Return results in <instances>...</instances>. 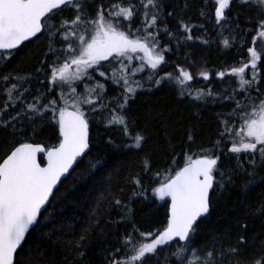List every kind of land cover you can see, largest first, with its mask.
<instances>
[{
  "label": "snow or ice",
  "instance_id": "obj_1",
  "mask_svg": "<svg viewBox=\"0 0 264 264\" xmlns=\"http://www.w3.org/2000/svg\"><path fill=\"white\" fill-rule=\"evenodd\" d=\"M233 4L254 13L240 37L241 48L249 36L251 45L239 66L216 73L221 81L226 76L235 78L232 91L214 93L212 89L185 92L194 77L179 64L178 76L161 74L173 51L168 46L172 41L201 39L193 35L196 26L177 16V6L165 0H0V65L6 66L26 44L46 41V50L31 71L0 72V264H55L46 249L30 244V229L47 219L44 213L61 178L91 151L93 124L116 129L131 142L124 147L142 149L147 138L129 119L130 102L138 92H151L173 81L180 86L181 97L204 103L219 99L233 107L224 114L210 148L186 155L182 167L156 173L158 186L151 190L164 201L162 226L142 228L133 220L132 209L109 189L96 201L79 234L69 225L55 239L52 231L43 235L63 257L59 264H91L85 258L89 238L101 225L107 198L110 207L124 212L122 219L131 224V230L105 249L102 264H161V253L173 246L171 264H264V238H249L246 221L237 220L235 234L226 230L210 236L203 246L194 242L201 218L209 213L211 191L223 187L226 174L220 171L219 161L224 147L250 183L258 170H264V0H212L214 27L221 32L233 22L228 15ZM189 6L185 0L180 11ZM199 14L212 18L210 12ZM169 18L176 21V31L169 28ZM161 33L169 38L165 44ZM220 44L232 48L236 38H223ZM134 61L138 62L135 67ZM140 73L146 76L136 79ZM199 75L210 79L207 71ZM33 81L39 87L33 88ZM110 85H116L111 96ZM49 127L55 132L51 143L41 138ZM186 136L190 144L195 143L191 129ZM106 143L115 146L111 136ZM143 167L151 171L150 157H145ZM130 181L146 190L139 177ZM249 214L264 216V201ZM163 264H169L167 257Z\"/></svg>",
  "mask_w": 264,
  "mask_h": 264
},
{
  "label": "trees",
  "instance_id": "obj_2",
  "mask_svg": "<svg viewBox=\"0 0 264 264\" xmlns=\"http://www.w3.org/2000/svg\"><path fill=\"white\" fill-rule=\"evenodd\" d=\"M177 6L176 14L195 25L193 35L201 39L183 41L177 44L172 41L170 46L173 51L168 53V63L162 66L161 72L172 73L174 77L179 75L176 65L192 72L209 71L215 73L224 68L239 66V62L246 59V47L251 45V37H247L248 43L244 48L240 47V37L244 35V29L249 27L246 20L254 15L252 12L241 11L233 4L228 12L233 17V22L228 29L218 30L214 27V8H211L212 0H189V7L183 12L185 0H165ZM169 7L167 11H171ZM211 13V19L200 16V11ZM67 15V13H66ZM238 19H235L236 16ZM204 24V28L199 25ZM239 24V27L236 25ZM169 28L176 31V21L169 18ZM222 33V35H219ZM235 37L236 45L225 48L219 43L220 37ZM168 37L160 34L162 44L168 41ZM207 39L209 43L201 41ZM59 47V45H57ZM46 50V41L39 40L28 43L19 52L11 57L6 66L0 65V72L7 73L13 70L31 71L38 63V58ZM138 75L136 79H139ZM232 78V77H230ZM215 83V81H213ZM235 81L222 85L220 91L231 92L235 87ZM2 86V85H0ZM33 88L39 87L36 81L32 82ZM201 88V87H200ZM216 87H214L215 89ZM226 88V89H224ZM204 89V88H203ZM116 85L108 88L109 96L115 94ZM192 91L190 84L185 92ZM237 99H242L237 97ZM131 103L129 119L136 121V129L142 130L146 136V142L142 149L124 147V143H131L116 129H105L103 124L95 122L91 128V151L83 156L71 169L70 174L64 177L55 189V196L43 219V224L30 229L29 242L33 246L41 245L42 250H47L55 264H59L62 256L54 251V245L43 233L53 232V239L61 234L67 226L79 234L81 228L88 223L92 209L102 193L110 189L111 195L120 198L122 202L132 209L133 220L142 228L161 227L165 221L164 201L157 199L152 187L158 186L157 172H166L170 166L182 167L186 155L199 152L201 148H210L217 140L222 127L221 121L225 119L233 104L228 101L217 100L213 103L193 101L187 95L181 97L180 86L173 82H165L151 92H138ZM151 113V117L148 113ZM163 116V119L160 116ZM191 129L195 134V143L190 144L186 132ZM55 132L49 127L42 134V139L54 142ZM111 136L115 146L106 143ZM167 136V140H166ZM170 141V142H168ZM219 161V169L224 172L225 179L221 181L223 187H215L211 191V206L209 213L201 218L198 231L195 235V244L203 246L210 236L224 233L230 230L236 233L237 220L246 221L247 235L251 238H264V216H252L250 210L264 201V170H258L252 182H249L247 174L236 168L237 161L227 154L224 147ZM3 153L0 152V155ZM145 157H150L151 171H145L143 167ZM173 160L176 164H173ZM99 161V163H97ZM95 165V167H93ZM130 177H139L146 190H141L131 183ZM219 179V173H217ZM139 193V194H137ZM104 215L101 225L90 235V243L86 259L91 264H102L105 249L114 246L117 238L125 231L131 230V224L122 219L124 212L117 206H109L108 199L103 200ZM43 218V217H42ZM117 223H106V221ZM101 228L103 233H101ZM173 248L165 249L161 255V264L165 257L169 264L175 260L171 255ZM149 264H153L149 261Z\"/></svg>",
  "mask_w": 264,
  "mask_h": 264
},
{
  "label": "flooded vegetation",
  "instance_id": "obj_3",
  "mask_svg": "<svg viewBox=\"0 0 264 264\" xmlns=\"http://www.w3.org/2000/svg\"><path fill=\"white\" fill-rule=\"evenodd\" d=\"M219 35H222V33H220ZM225 38V36H221L220 37V40ZM220 43V41H219ZM250 46V45H249ZM106 64V62H104ZM138 62L134 61L133 62V67H135V65L137 64ZM107 65V64H106ZM177 66V65H176ZM177 68V67H176ZM188 70V69H187ZM228 70V68H224L222 70H219V71H226ZM190 71V70H188ZM219 71H216L215 73H210L209 71V74H210V79L209 80H204L200 75V71L198 72H192V75L194 77L193 81L189 82L190 84V87L192 88V90L195 92V90L197 89H212V90H215V91H220L222 90L223 88H221L222 85H226L227 82H231V81H235V78H230L229 76H226L225 79L223 81H221L217 76H216V73L219 72ZM164 72H161V74H163ZM251 73L249 72V75ZM139 75H146V73H140ZM215 81V83L213 82ZM235 83V82H234ZM201 87V88H200ZM214 87H216L214 89ZM226 89V88H224Z\"/></svg>",
  "mask_w": 264,
  "mask_h": 264
},
{
  "label": "water",
  "instance_id": "obj_4",
  "mask_svg": "<svg viewBox=\"0 0 264 264\" xmlns=\"http://www.w3.org/2000/svg\"><path fill=\"white\" fill-rule=\"evenodd\" d=\"M80 159H81V158H78V160H80ZM74 165H75V164H74ZM73 167H74V166H73ZM70 171H71V170H70ZM66 176H67V174H66ZM63 178H64V177H62L61 180H62ZM59 183H60V182H59ZM59 183H58V185H59ZM58 185H57V186H58Z\"/></svg>",
  "mask_w": 264,
  "mask_h": 264
},
{
  "label": "rangeland",
  "instance_id": "obj_5",
  "mask_svg": "<svg viewBox=\"0 0 264 264\" xmlns=\"http://www.w3.org/2000/svg\"><path fill=\"white\" fill-rule=\"evenodd\" d=\"M106 64H107V62H106Z\"/></svg>",
  "mask_w": 264,
  "mask_h": 264
}]
</instances>
